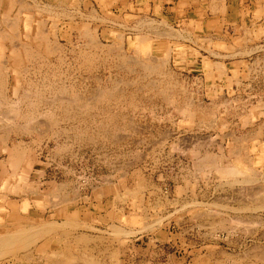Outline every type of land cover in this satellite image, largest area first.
Wrapping results in <instances>:
<instances>
[{
	"label": "rangeland",
	"instance_id": "374dc122",
	"mask_svg": "<svg viewBox=\"0 0 264 264\" xmlns=\"http://www.w3.org/2000/svg\"><path fill=\"white\" fill-rule=\"evenodd\" d=\"M46 222L0 264H264V0H0V239Z\"/></svg>",
	"mask_w": 264,
	"mask_h": 264
},
{
	"label": "bare ground",
	"instance_id": "6f19581e",
	"mask_svg": "<svg viewBox=\"0 0 264 264\" xmlns=\"http://www.w3.org/2000/svg\"><path fill=\"white\" fill-rule=\"evenodd\" d=\"M222 8V7H221ZM16 22V21H15ZM12 23V22H11ZM147 38V37H146ZM145 39V38H144ZM148 40V39H147ZM144 41V40H143ZM141 48H143V46L141 45L140 46ZM140 48V49H141ZM147 48V47H146ZM151 45H149V47H148V51L150 52L151 51ZM143 50H144V48H143ZM142 50V51H143ZM147 50H145V51H147ZM141 51V52H142ZM144 51V52H145ZM147 53V52H146ZM149 54V53H148ZM153 61V60H152ZM153 65V64H152ZM154 66V65H153ZM157 66V65H156ZM147 68V67H146ZM150 68H152V67H150ZM153 69H155V66H154V68ZM17 106V105H16ZM15 109V108H14ZM18 113V112H17ZM6 115V114H5ZM53 118V117H52ZM67 222V221H66ZM70 222V221H69ZM55 223V222H54ZM54 223H49V222H46L44 225H38V226H35V227H32L33 229H31V230H24V231H18V232H13L14 234H11V235H6V234H4V235H6V236H3L2 237V235H1V237H2V239H0V261H1V257H3L2 255H3V252H1L2 251V249H5V250H7V252H14V251H18V250H20V249H33V248H40L41 246H39L38 247V244H37V242H36V240L41 236V235H44V234H46V233H48V232H52V230H54V229H56V227H60L59 229H61V227H64V226H61L60 224H58L59 226H56V224H54ZM70 224H73V223H70ZM75 224V223H74ZM77 224V223H76ZM65 226H67L66 224H65ZM70 226V225H69ZM72 226V225H71ZM86 227V226H85ZM57 228V229H58ZM56 229V230H57ZM11 233V232H10ZM84 237V236H83ZM82 237V238H83ZM86 237V236H85ZM80 240V239H79ZM87 240V239H86ZM85 239H84V241H86ZM83 241V242H84ZM82 242V241H81ZM6 252V253H7ZM86 255V254H85ZM6 256V255H5ZM70 257V258H69ZM67 256V258H69V259H71V256ZM93 257V256H92ZM87 258V257H86ZM68 259V260H69ZM79 259V258H78ZM83 259V258H82ZM66 260V259H65ZM76 261V260H75ZM84 261H86L85 262V264H98V262H95L94 260H93V258H88L87 260H84ZM69 262H71V260L69 261ZM78 262V261H77ZM72 263V262H71ZM79 263V262H78ZM84 263V262H83ZM81 264V263H80Z\"/></svg>",
	"mask_w": 264,
	"mask_h": 264
}]
</instances>
